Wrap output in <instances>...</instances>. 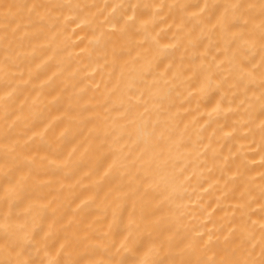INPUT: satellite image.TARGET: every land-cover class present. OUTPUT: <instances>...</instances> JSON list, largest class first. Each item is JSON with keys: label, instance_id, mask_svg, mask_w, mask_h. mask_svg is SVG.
I'll use <instances>...</instances> for the list:
<instances>
[{"label": "bare ground", "instance_id": "6f19581e", "mask_svg": "<svg viewBox=\"0 0 264 264\" xmlns=\"http://www.w3.org/2000/svg\"><path fill=\"white\" fill-rule=\"evenodd\" d=\"M0 264H264V0H0Z\"/></svg>", "mask_w": 264, "mask_h": 264}]
</instances>
